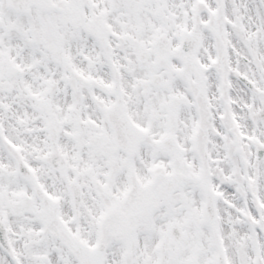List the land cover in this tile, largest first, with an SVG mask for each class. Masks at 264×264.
I'll list each match as a JSON object with an SVG mask.
<instances>
[{"label":"snow or ice","instance_id":"obj_1","mask_svg":"<svg viewBox=\"0 0 264 264\" xmlns=\"http://www.w3.org/2000/svg\"><path fill=\"white\" fill-rule=\"evenodd\" d=\"M0 264H264V0H0Z\"/></svg>","mask_w":264,"mask_h":264}]
</instances>
